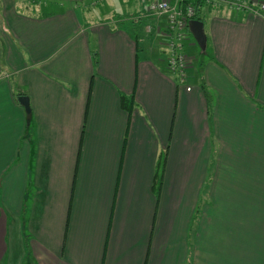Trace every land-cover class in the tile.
I'll use <instances>...</instances> for the list:
<instances>
[{"label":"crops","instance_id":"1","mask_svg":"<svg viewBox=\"0 0 264 264\" xmlns=\"http://www.w3.org/2000/svg\"><path fill=\"white\" fill-rule=\"evenodd\" d=\"M96 1H0V264H264V11L204 10L180 84Z\"/></svg>","mask_w":264,"mask_h":264},{"label":"built area","instance_id":"2","mask_svg":"<svg viewBox=\"0 0 264 264\" xmlns=\"http://www.w3.org/2000/svg\"><path fill=\"white\" fill-rule=\"evenodd\" d=\"M208 3L209 0H199L198 3ZM214 1V0H212ZM225 1V0H223ZM195 3V2H194ZM181 2L173 3L172 0H150L148 11L152 15L165 16L166 36L170 37V44L167 47L166 65L169 71L177 78L180 84L186 83V57L183 52V41L186 34H189L188 22L195 15V8L192 4L186 8L178 7ZM216 5V3H214ZM254 4V3H253ZM252 3L249 5L234 2L231 8L235 11H243L249 13H262L264 11V0L258 1V6L254 7ZM166 55V54H165ZM189 90L190 87H187Z\"/></svg>","mask_w":264,"mask_h":264},{"label":"rangeland","instance_id":"3","mask_svg":"<svg viewBox=\"0 0 264 264\" xmlns=\"http://www.w3.org/2000/svg\"><path fill=\"white\" fill-rule=\"evenodd\" d=\"M1 1V0H0ZM70 1H75V0H70ZM94 1V0H92ZM168 1V0H167ZM199 0H172L173 3L175 2H181V4L178 5V7L181 8H186L192 4L193 7L195 8V14H199L202 15L204 10L208 11V10H227L228 12L234 13L231 6L234 2H239L242 4H246L249 5L250 3H254V7L258 6V1H262V0H209L208 3H204L203 1H201L200 5L198 3ZM95 2H97L95 0ZM195 2V3H194ZM150 3V1H149ZM216 3V5L214 4ZM149 7V4H148ZM200 8V9H199ZM200 10V11H199ZM129 12L131 10H128ZM236 12V11H235ZM166 18L165 16H159V15H153V17H150V19L148 20H144L142 22V25L139 27V32L140 34L144 37V39L149 40L152 39L153 43H157V45H160L161 47H163V51L165 52V56L163 57L164 62H166V57H167V53H169L167 51V47H169L170 44V37L166 36ZM144 23V25H143ZM156 24L157 30L159 33H162V39L161 37H159L158 39H156L155 37L153 38V32L152 30L154 29ZM130 25H132L131 23H128V26L130 27ZM167 51V53H166ZM198 51L200 52V47L197 45L196 41L194 38H192L189 34H186V37L183 41V52L185 54L186 57V65H187V69H186V80L188 81L189 75H190V70L191 73L193 72V70L195 69V71H197L198 68V64H199V54ZM143 54V52H142Z\"/></svg>","mask_w":264,"mask_h":264},{"label":"trees","instance_id":"4","mask_svg":"<svg viewBox=\"0 0 264 264\" xmlns=\"http://www.w3.org/2000/svg\"><path fill=\"white\" fill-rule=\"evenodd\" d=\"M263 1V0H262ZM200 5V3H199ZM200 9V8H199ZM200 11V10H199ZM192 19H200V20H204L203 16L202 15H199V14H195L193 16ZM190 33V32H189ZM190 36L192 38L193 35L190 33ZM197 43V42H196ZM198 45V44H197ZM199 46V45H198ZM210 54V50H209V45H208V41H207V48L206 50H202L200 48V56H201V64H203V57L206 56V55H209ZM202 87L203 89L205 90L206 94L208 95V92H207V88H205V85L202 83ZM23 94V93H21ZM121 103H122V107L126 110H128L129 113H132V111L134 110L135 108V99L133 96H129V95H125V94H122L121 95ZM166 161H167V152H163L159 158V161H158V165H157V171H156V183H155V190L157 191L159 186L162 185V182H163V175H164V171H165V166H166Z\"/></svg>","mask_w":264,"mask_h":264},{"label":"water","instance_id":"5","mask_svg":"<svg viewBox=\"0 0 264 264\" xmlns=\"http://www.w3.org/2000/svg\"><path fill=\"white\" fill-rule=\"evenodd\" d=\"M188 27L190 33L193 35L199 47L203 51L206 50L208 38L205 31V22L200 19H190L188 22ZM18 99L21 105L25 108L27 114V122L30 123L32 118L30 99L27 95H20Z\"/></svg>","mask_w":264,"mask_h":264}]
</instances>
